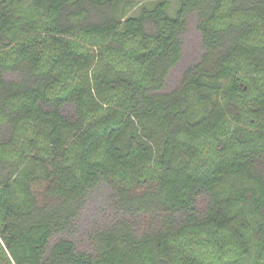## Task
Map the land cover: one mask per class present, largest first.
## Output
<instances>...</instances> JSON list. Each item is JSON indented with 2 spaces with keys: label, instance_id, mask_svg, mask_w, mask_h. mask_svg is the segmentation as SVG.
I'll use <instances>...</instances> for the list:
<instances>
[{
  "label": "trees",
  "instance_id": "1",
  "mask_svg": "<svg viewBox=\"0 0 264 264\" xmlns=\"http://www.w3.org/2000/svg\"><path fill=\"white\" fill-rule=\"evenodd\" d=\"M131 42L136 73H110ZM251 243L264 256V0H0V264Z\"/></svg>",
  "mask_w": 264,
  "mask_h": 264
},
{
  "label": "rangeland",
  "instance_id": "2",
  "mask_svg": "<svg viewBox=\"0 0 264 264\" xmlns=\"http://www.w3.org/2000/svg\"><path fill=\"white\" fill-rule=\"evenodd\" d=\"M137 3H143L145 1H151V0H135ZM23 12H27L26 8H22ZM136 49V46L131 42V44L125 45V55L122 56L121 59L117 60H109L106 59V68L109 69L110 73H115L120 70V68H115V64H123L124 71L123 72H130L131 74H135L137 68H134L135 65L132 63V60L130 58L131 52ZM129 57V58H128ZM95 70V67L90 70V75ZM263 85V82H259ZM261 86V85H260ZM245 210V209H244ZM250 214V213H248ZM193 242V241H192ZM251 251L246 257H239L238 253L230 246H226L224 250L217 252L213 249H207L205 252V258L201 256V259L206 260V264H264V256L261 255L257 251V247L255 244H250ZM202 250L203 248L200 247ZM146 260L149 262V264H152L154 262V253L150 250L146 253Z\"/></svg>",
  "mask_w": 264,
  "mask_h": 264
}]
</instances>
